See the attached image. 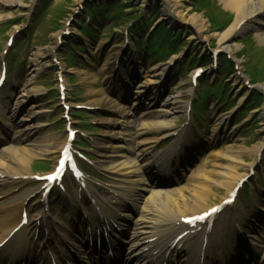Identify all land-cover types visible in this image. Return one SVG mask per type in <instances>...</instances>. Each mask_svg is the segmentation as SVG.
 Here are the masks:
<instances>
[{
    "label": "rangeland",
    "instance_id": "rangeland-1",
    "mask_svg": "<svg viewBox=\"0 0 264 264\" xmlns=\"http://www.w3.org/2000/svg\"><path fill=\"white\" fill-rule=\"evenodd\" d=\"M104 1L21 0L22 6L18 8L0 5V13L8 17V19L0 22L2 24L0 26V70L4 59H8L9 65L14 67L11 72V82L5 91L17 94L18 91L22 92L28 88L25 87V84L32 78L31 74L35 67L33 63L35 54L41 51H50V57L41 59L43 71L39 73L32 84V86L42 89L40 97L29 100L26 108H24L25 112L33 109L43 112L41 114L43 120L40 122L34 120V126L40 127L44 123L46 124V129L52 131V134L60 137L64 142L67 141V122H64L62 118L64 113L62 108L63 102L60 99V94L56 92L59 91V85L61 84L59 77L63 75V80H65L64 82L67 86V101L72 105H74L73 102H82V104L86 103L88 106L96 108L93 111L85 109V113H81V116H72V121L81 129L79 131L80 137L81 135H85V133L89 135L87 136L88 138L83 136L79 138L77 144L80 141L86 140L89 143L90 149H85V151L89 152L93 150L92 152H96L94 159L99 164V153L97 152L100 149L91 139L93 138L95 142L99 141L103 145H106L109 136L107 134L104 135V131H109L110 128L105 123V120L110 118L112 108L104 105V103H98V96L103 92L108 96L117 98L113 94L114 87L112 80L108 79V72L105 71L106 74L104 73V64L107 62V55L110 51H112L117 59L120 55V49L125 42L124 35L126 34V30L130 29V25L133 22L139 21L147 31L145 35L144 32H141V37L138 39L145 38V41L149 40L151 42L152 37H154L157 40L152 41L149 48V54L151 55L148 59L151 61V65L157 64L164 68V66L170 64V62L164 63L166 61L161 60L159 57L162 51L157 52L158 49L153 44L157 45L158 40L161 44L165 45L166 50L171 55L169 59L171 61L176 59L177 64L172 70V76L168 78L169 81L165 85L167 89L163 87L157 90L162 98L164 97L162 102L164 103L173 95L179 94L180 101L184 103V107L188 106L189 102L198 101V94L205 85V89L203 90L204 96L201 102L196 105L199 110L198 121L200 123L203 121L197 127L196 132L200 130L204 133L205 130V137L211 134L212 125L216 117L224 114L233 115L230 124V126L232 125L231 129L221 136L224 140L217 142L198 165L206 161L213 152L221 149L227 150V147L234 145V143L241 146L246 145L249 150L257 147L259 144L262 145V153L258 162L256 161V157L250 153L244 155V161L245 165H250L249 167L256 164L255 170L257 172L252 180L253 182L246 185V191L251 193L250 191L254 189L257 197L263 198L264 187L259 188L256 181L264 182V117L257 110L264 107V95L262 93L253 94L254 92L246 90V86L243 83V79H247L249 71L253 74V78L255 77L261 81L258 84V90L260 89L264 92V45L253 36V30L246 29L241 34L234 36L238 37V39L234 38L233 41V44L238 46V50L233 51V54L221 50V53L231 57L230 62L227 61L226 63L228 76L222 79L223 77H219L220 65L218 64L217 67L211 63L210 50H220L218 48L217 34L215 33L221 32L223 26L233 20L234 14L226 12L220 0H181L184 8L189 13H201L206 19L208 30L197 39H191L190 34H188L190 29L185 25L177 22L175 25L170 23V18L165 16L161 0H108L109 6ZM102 4L103 6H107L106 12L111 10L115 13L117 12V17L113 20L100 19V22L96 23L98 28L96 30L100 34L97 32V37L90 36L86 40L81 39L82 29H84L83 33L87 34L85 28L87 26V17H85L86 8H96ZM89 13L93 16L90 11ZM112 24H114L113 27L115 29L110 28L109 30ZM88 28L94 30L90 25ZM12 36L16 38V41L13 46H9L8 39ZM131 37H133L132 34ZM57 40L60 42L56 46ZM83 42H87L88 45L91 42L92 45L97 46V49L92 50L87 47L84 51H81L83 47L78 45H82ZM92 45L90 44V47ZM77 46L78 50L76 49ZM144 47L145 42L141 40L140 49L143 50ZM8 53L11 54L10 59L8 58ZM184 58L186 60L183 63ZM52 60L54 62L53 66H49ZM188 60L189 63L187 64ZM191 62L192 65L190 64ZM185 64L187 66L183 68L182 73L181 67ZM198 67L205 68L207 73L201 80V83L195 86L192 82V77L195 69ZM188 68L190 69L186 72ZM15 71L17 74H14ZM86 74L93 76L94 80L91 84L83 79ZM14 75L18 77L15 80ZM110 77H112V74ZM236 77H238V81L235 80ZM220 79L222 80V84L220 85L223 87L225 94H229V99L234 100V104L230 103L229 100L224 102L225 98L223 101L219 96H212L209 100L208 95L216 93L213 90L218 89L215 86L220 83ZM50 87L55 90L50 91ZM152 95H154L153 92L148 94L150 99ZM210 102H214L212 104L215 107L213 111L209 108L211 106ZM127 105L130 109L131 104ZM246 108L248 112H246ZM185 120L186 115H182L179 122L182 123ZM90 124L95 126L96 133L93 130H85V126H90ZM227 137L229 138L227 139ZM77 147L79 146L77 145ZM43 160L55 162L56 156L47 154L45 157L35 158L33 160L35 162L33 167L38 161ZM229 162L226 158L218 161L217 158L211 156L209 158V167L214 169L219 166L221 170ZM198 165L191 170L197 169ZM247 171L246 167H241L242 173H246ZM226 194V189H216V194L211 199L210 204L220 203ZM239 204L243 206V209L248 210V212L253 211L256 213L254 204L251 203V198L247 201L242 199Z\"/></svg>",
    "mask_w": 264,
    "mask_h": 264
},
{
    "label": "bare ground",
    "instance_id": "bare-ground-1",
    "mask_svg": "<svg viewBox=\"0 0 264 264\" xmlns=\"http://www.w3.org/2000/svg\"><path fill=\"white\" fill-rule=\"evenodd\" d=\"M161 1L166 14L164 15L170 18V23L175 25L177 22L188 27L190 29L188 34H190L191 39L200 38L208 30V24L203 15L197 12L189 13L184 8L181 0ZM220 3L226 12L234 14V18L223 26L221 32L215 33L217 34L219 49L233 54V51L238 50V46L233 44L234 38L238 39V37L234 36L241 34L246 29L253 30V36L264 45V0H220ZM0 5L18 8L22 6V2L21 0H0ZM6 19L8 17L0 13V22ZM59 42L57 40L55 45L57 46ZM50 55L51 52L48 50L35 54L33 59L35 67L31 74L32 78L25 84L28 88L19 93L14 102H10V94L4 93L3 100L7 104L13 103V105L10 106L12 115H7L5 111L0 112V142L5 140L0 149V244L9 237L11 231L21 222V209H23L25 204L29 203L30 198L38 191L36 187L25 191L22 195L16 194L17 186L21 181L20 178L33 175L31 170L35 158L45 157L47 154L55 156L63 149L64 142H62L60 137L52 134V131L46 129V124L41 122L40 127L34 126V120L39 122L43 120L41 118L43 112L33 109L26 114H22L21 117H17L28 100L40 96L42 89L32 86V84L38 74L43 71L41 59H47ZM114 58L115 56L110 51L103 68L104 73L105 71L108 72L107 76L112 73L111 64L114 62ZM53 63V60L50 61L49 66H53ZM115 65L116 63H113L112 67ZM137 70L143 75L141 80L136 81L135 89L131 87L134 95L132 105L140 106L145 104L147 109L141 112V121L136 125V128L133 124L134 116L124 103H120L117 99L103 92L98 96L99 100H97L98 103H104V105L112 108V115L116 117H110V120L114 122V127H119V134H116L115 131H110L111 135H115L112 138L114 141L105 146L102 162L106 161L107 164H103L102 167L111 173L113 178L112 187L108 188L111 194L110 197L119 196L121 199L106 200L104 205L111 210V218L121 219L118 215L119 213L126 217L127 220L131 217L128 212L129 209L119 208L122 207V203L125 200L129 203L131 201L134 202L136 209L138 208L140 212L134 217V224L128 223L125 226L127 229H131V232L133 231L132 235L130 234L131 232L129 233L126 242L131 243L129 250L134 249V254L128 257L126 262L124 261L125 256H122L120 259L122 264H138L141 253L150 248L147 241L159 235L169 232L173 233V230H167L166 227L162 226L163 224L180 226L179 224H182L183 218L207 211V209L212 207L210 201L214 198L216 189H226L227 194L225 197L227 196L228 198L241 180L249 175L251 168L255 165L254 163L251 167H249L250 165H245L244 155L250 153L256 157L258 162L262 153V145L260 144L249 150L246 145L241 146L234 143V145H229L227 150L221 149L210 155V157L217 158L218 161L225 158L230 161L221 170L219 166L214 169L209 167V157L198 165L197 169L191 171L185 183L175 185L169 189L154 188L151 177L147 175V172L158 170L166 173L167 167L165 165L171 164L176 158L173 152L167 153L168 151L165 155V152L159 155L152 154L154 148L165 139L178 133L175 126L182 115L188 113V111L185 112L186 106L184 107V103L180 101L179 94L173 95L169 100L161 104V96L156 93L155 98L151 102L144 103V97L149 91L153 90L156 92L157 90L155 89L157 87H165L163 82L164 79L165 82L168 80L167 76L165 77L167 69L160 66L148 68L138 65ZM84 76V80L90 82V84L93 82V76L88 74ZM235 80L238 81V77ZM257 110L264 117V107ZM232 116V114H224L216 117L212 125V134L209 139L203 142L201 147L206 148L207 143L213 144L224 140L223 138L220 139V136L231 129ZM7 135L10 136L7 138ZM130 154L132 155L130 156ZM153 167H156L157 170L153 169ZM241 167H246L248 171L242 173ZM178 181L179 178H176L170 182L176 183ZM162 184L158 182L156 186ZM256 202L264 218V199H257ZM229 208L234 213L236 207ZM66 216H62L64 223H67ZM56 226L58 228L53 229L50 226L38 224L41 235L51 237L61 232L60 237L63 235L65 237L63 242L68 238L73 240V235H69L63 224L60 227ZM215 226L217 228L215 229V235L213 233L208 235L211 239L210 248L212 250L210 251H212V254L221 253L223 255L228 249L237 250L238 230L233 226L231 227L226 219L224 224H222L224 229H219V222ZM19 234H21V231ZM249 234L253 238L256 234L255 229H251ZM206 236V232L204 236L201 233L198 239L192 242L193 244L187 251L183 250L181 252V258L187 257L186 260H183L184 262L188 264L201 262V260L196 258V254L201 251L202 245L200 244H202ZM30 237L31 235L27 237L28 240L26 239L21 244L20 250L17 248L11 250V248H14V246H11L8 249L3 248L1 251H8L4 255L7 254L6 257L10 258L13 253L21 255L27 247L42 243L41 241L33 242L34 239H29ZM79 237L84 240L87 236L83 231L79 234ZM63 242H59L60 247L63 246ZM79 243L80 245L77 246L75 244V247L81 251L84 245L83 242ZM257 244L258 246H256ZM51 245L55 246L56 243ZM253 245L257 248L256 253L260 255V258L254 261L252 256H250L249 264H264V232L259 235V238L256 237L254 239ZM126 254L128 252L123 255Z\"/></svg>",
    "mask_w": 264,
    "mask_h": 264
},
{
    "label": "trees",
    "instance_id": "trees-1",
    "mask_svg": "<svg viewBox=\"0 0 264 264\" xmlns=\"http://www.w3.org/2000/svg\"><path fill=\"white\" fill-rule=\"evenodd\" d=\"M224 70H225V69H224ZM248 75L251 76V77L253 76V74H251L249 71H248ZM252 78H253V77H252ZM253 81H254V82H257V83H258V82H261L259 79H256L255 77L253 78Z\"/></svg>",
    "mask_w": 264,
    "mask_h": 264
}]
</instances>
